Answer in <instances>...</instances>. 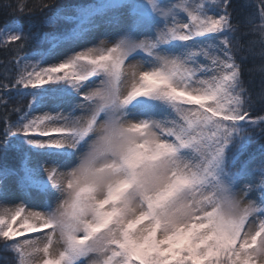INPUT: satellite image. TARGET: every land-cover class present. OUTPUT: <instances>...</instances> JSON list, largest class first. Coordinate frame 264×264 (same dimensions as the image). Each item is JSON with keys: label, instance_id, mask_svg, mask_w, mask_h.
Listing matches in <instances>:
<instances>
[{"label": "snow or ice", "instance_id": "1", "mask_svg": "<svg viewBox=\"0 0 264 264\" xmlns=\"http://www.w3.org/2000/svg\"><path fill=\"white\" fill-rule=\"evenodd\" d=\"M119 5L56 9L48 24L75 25L47 37L59 62L28 61L12 85L33 99L4 130L3 147L15 141L24 161L16 192L2 181L17 173L0 169V202L20 200L0 208L5 248L18 264H264V144L241 158L264 138V116L250 115L229 0H128L114 40L76 51L95 18ZM261 17L249 50L258 44L264 56ZM30 36L39 33L13 22L0 44L22 49ZM49 101L54 114L32 115ZM41 172L46 181L34 179ZM257 174L259 197L248 200ZM25 233L38 235L17 239Z\"/></svg>", "mask_w": 264, "mask_h": 264}, {"label": "trees", "instance_id": "2", "mask_svg": "<svg viewBox=\"0 0 264 264\" xmlns=\"http://www.w3.org/2000/svg\"><path fill=\"white\" fill-rule=\"evenodd\" d=\"M90 0H0V26L8 21L18 20L22 26L23 33H39L38 38H30L24 42L20 49L16 42H9L7 45L0 44V168L14 170L17 174L21 172L22 157L16 143L9 145L5 150L3 147L5 128L17 119V116L27 105L29 90H21L16 93L15 84L17 66L14 58L21 53L35 49H44L48 45L47 37L67 32L72 25L71 22L60 19L55 23H45L47 16L56 8L66 4H84ZM27 4L31 11L26 8L24 12L19 10L20 4ZM41 4H51V9L40 7ZM229 11L232 15V23L237 28L238 45L233 41L237 50L234 56L237 63L242 66L241 80L243 86L252 96L254 105L250 112L253 117L264 116V102H261V95L264 94V56L257 44L250 49V42L257 39L259 32H253L261 24V12L264 11V0H229ZM9 87L6 89L4 85ZM24 91V93H23ZM264 144V138H256L248 148V152L241 158L247 159L248 154L255 153L260 145ZM0 264H18L16 253L6 249L2 238H0Z\"/></svg>", "mask_w": 264, "mask_h": 264}, {"label": "rangeland", "instance_id": "3", "mask_svg": "<svg viewBox=\"0 0 264 264\" xmlns=\"http://www.w3.org/2000/svg\"><path fill=\"white\" fill-rule=\"evenodd\" d=\"M106 2H108V0H96L95 2H89V3H87L86 5H83V6L99 5V4L106 3ZM127 2H128V0H120L119 7L106 9L101 15L96 17L95 20H96V23H97L98 27L89 34L87 43H83L82 41L74 42V43L80 45L79 47H75V50L79 51V50H81V47H84V48L93 47L94 45H98L101 40L108 41L109 43L112 40H114L116 37L113 35L114 29H113L112 26L114 24H116V23H119L122 20H126L127 18H129L131 16V9H129L126 6ZM137 2L143 3L144 0H137ZM180 2H181V0H164V3H166V4L170 3L172 5L178 4ZM192 2L195 5L196 3L204 2V0H192ZM67 6H69V5H64V6L59 7V8L63 9V8H66ZM73 6H79V5H73ZM178 11H180V15L178 16V18L182 19L184 22H187L186 14H184L182 12V10H178ZM49 16L50 15H48L47 18ZM47 18L45 19V21H46L45 23H47ZM12 23L13 22H8V23L2 25L0 30H3L5 28V25H11ZM74 26H75L74 24L71 25V27H74ZM134 30L135 31H140V26L137 25ZM70 31L71 30H69L68 32H70ZM66 34H64V35H66ZM71 46H72V42H68L65 45V47H71ZM49 48H50V44L43 51H39V50L35 51V50H33V51H29L27 53H21L18 56H16L14 58V60H15L16 66H17L18 73H17L16 79H15V82L18 79L19 75L21 74L22 70L24 69L25 63H27L28 61L35 62L37 60H41L42 63H43V66H47L48 64H51V63H58L59 59H60L59 57L55 58V59L49 58V57H51L53 55L51 52H49ZM42 53H47V56H42L41 55ZM141 55H143V54H141ZM25 56H27V58H28L27 61L25 59H23V57H25ZM140 58H141L140 56L136 57L137 60H139ZM200 62L201 63H206V61L204 60L203 57L200 58ZM96 83H99V81L96 80ZM92 87H95V84H93ZM30 89L31 88H29L27 90L30 91ZM15 92L19 94L22 91L16 89ZM23 93H24V91H23ZM32 99H33V97L30 98V101H32ZM30 101H29V104H28L27 108L25 107L23 112L20 115H18L17 116L18 118L15 121H13L11 124H14L21 116H23L25 113L30 111ZM53 103L54 102L49 101L47 107H44V108L37 107L34 111H32V115L33 116L43 115L44 112H48V111H51L54 114L55 109H53V107H52ZM63 107H64L65 111H67V107L68 106L67 105H63ZM77 115H79L78 112H77ZM13 143H16V142L13 141ZM77 162H78V160H77ZM23 163H24V161L22 162L21 170H22ZM36 163H37V161L33 160L30 166H35ZM71 166H75V165L73 164V165H70V167ZM257 166H258V163H257ZM62 170L66 171V169H62ZM20 175H22V171L19 173V175H17V174L16 175H9L6 178V180L2 181V182L6 183L11 190L16 192V191L19 190V187H20L19 182H18ZM34 179H36L37 181H46L47 180V175H46V173L41 172V173L37 174L34 177ZM256 184H257V187L253 191H251L249 193V195L247 197L248 200H257L258 197H259V191H258L259 174H257V177H256ZM253 192L255 193V195H257V197H254L252 195ZM245 202H247V200ZM18 203H20L19 199H10L7 203L0 202V208H5V207L6 208H13ZM55 203H56V201L53 200L52 201V206L53 207H55ZM25 205L28 208H30L32 210H35V211H42L43 210V209L37 207L32 201L26 200L25 201ZM44 231H47V230H44ZM36 235H38V233H25L24 236L19 237L17 239H20V240L25 239V238L32 239ZM18 260H19V258H18Z\"/></svg>", "mask_w": 264, "mask_h": 264}, {"label": "bare ground", "instance_id": "4", "mask_svg": "<svg viewBox=\"0 0 264 264\" xmlns=\"http://www.w3.org/2000/svg\"><path fill=\"white\" fill-rule=\"evenodd\" d=\"M252 195H253L254 197H257V195H255V193H254V192L252 193Z\"/></svg>", "mask_w": 264, "mask_h": 264}]
</instances>
